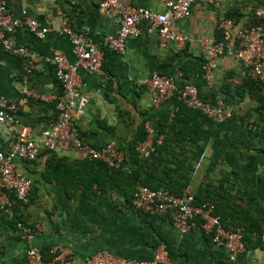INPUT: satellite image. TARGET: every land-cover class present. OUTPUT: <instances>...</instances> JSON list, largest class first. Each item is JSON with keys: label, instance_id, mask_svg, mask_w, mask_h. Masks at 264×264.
<instances>
[{"label": "crops", "instance_id": "crops-1", "mask_svg": "<svg viewBox=\"0 0 264 264\" xmlns=\"http://www.w3.org/2000/svg\"><path fill=\"white\" fill-rule=\"evenodd\" d=\"M164 1L119 0L124 6L146 7L157 13L164 11ZM218 1V7L195 3L189 18L172 23L171 30L186 38L183 46L162 44L157 32L147 33L142 26L139 35L129 39L124 53L104 51L100 73L80 71V89L87 97V105L85 115L73 121V129L78 135L93 147L114 142L128 152V147L133 148V144L145 138V121L149 120L156 128L163 119L170 120L173 102L151 107L149 94L137 82L152 74L171 77L178 84L196 82V73L204 61L203 45L221 39L217 25L227 18L233 19L236 27L252 25L257 22L255 10H264V0ZM5 2L14 17L25 11L40 25L50 29L57 28L66 19L71 29L84 31L95 43L115 33L117 28L114 12H98L100 0ZM14 34L17 43L31 51L44 56L58 51L69 63L75 61L65 35L51 31L43 39H36L26 30ZM23 62L22 58L0 48V95L9 101H16L21 96ZM214 76L213 87H205L208 90H218L225 78H230L232 86L239 85L246 78L242 62L228 54L219 57ZM27 88L45 98H30L18 110V116L27 125L30 135L37 138L57 118L56 103L61 90L52 67L45 61L38 63L29 74ZM255 106L256 102L246 94L230 108L233 115L243 117ZM10 140L6 128L0 126V152L9 150ZM170 143L176 149L175 141ZM210 154L207 145L197 161L178 158L183 164L194 166L188 186L191 191L219 178L220 166L212 171L207 169ZM125 166L135 167L133 160L126 155ZM17 168L33 181L31 200L27 206L18 205L13 218L0 211V264H23L30 247H37L43 259L49 260L50 251L55 246L69 251L68 264H79L87 256L102 250L123 258L148 261L160 243L169 250L168 264H211L212 256L228 264H264V250L261 248L244 250L232 260L225 249L212 244L208 246L203 233L180 234L169 217L135 210L130 204L135 185H128L121 172L78 160L73 151L44 152L34 161H19ZM257 192L264 207V183L258 185ZM17 221L37 225L40 228L38 235L32 241H26L15 227Z\"/></svg>", "mask_w": 264, "mask_h": 264}, {"label": "built area", "instance_id": "built-area-1", "mask_svg": "<svg viewBox=\"0 0 264 264\" xmlns=\"http://www.w3.org/2000/svg\"><path fill=\"white\" fill-rule=\"evenodd\" d=\"M195 3H203L218 7V0H165L164 11L157 13L146 7H130L122 5L119 0H100L98 12L110 14L114 12L117 28L115 33L106 35L100 43L90 40L84 31L71 29L66 19L57 28L42 26L28 16L25 11L14 17L8 11L5 0H0V48L7 53L23 59V86L21 96L16 101H9L0 95V126L6 128L11 140L9 150L0 152V211L13 218L15 208L27 206L31 200L33 181L18 171L19 161L31 162L44 152L62 150L73 151L80 161H97L110 169H121L125 166V151L114 142L100 147H93L73 129V121L85 115L87 97L81 93L79 72L98 74L101 72L104 51L122 54L130 38L139 35L141 27L147 33L157 32L162 44L176 43L183 46L186 38L179 32L171 30L172 23L185 20L192 13ZM257 22L252 25L236 27L233 19L222 20L217 29L221 39L202 47L204 63L202 78L208 89L214 85V73L218 59L229 55L241 61L245 77L264 85V10L254 12ZM26 30L36 39H43L47 33L53 32L68 37L71 52L75 58L69 63L58 51L50 56L31 51L25 45L18 44L14 33ZM47 62L53 69L54 78L59 84L61 94L57 97L58 116L38 137H33L18 114L30 98L45 100L27 88L28 76L40 62ZM138 85L149 94V103L158 108L164 102L176 99L191 110L198 111L215 123L230 119L233 114L222 96L216 94L212 102L199 97L198 89L192 83L178 84L168 76L152 74L140 79ZM145 138L137 141L134 152L141 160L150 158L155 147L162 143L163 136L148 121L143 124ZM187 187L176 196L168 189H150L138 186L130 198L131 206L146 214L167 216L172 226L180 234L199 231L208 235L211 244L225 249L230 259H235L244 252L242 233L239 228L226 229L214 215V207L209 203L194 205V194ZM199 221V222H197ZM20 236L32 241L40 228L31 223L17 221L15 224ZM264 244V234L260 236ZM51 258L44 260L37 247L26 251L23 264H68L70 253L60 246L52 248ZM169 255L164 243H160L151 259H128L114 255L108 251H98L87 256L79 264H168Z\"/></svg>", "mask_w": 264, "mask_h": 264}, {"label": "trees", "instance_id": "trees-1", "mask_svg": "<svg viewBox=\"0 0 264 264\" xmlns=\"http://www.w3.org/2000/svg\"><path fill=\"white\" fill-rule=\"evenodd\" d=\"M203 63L202 60L196 73L197 80L192 83L202 100L212 102L214 95L218 94L231 106L247 94L256 102V106L244 113L243 117L233 115L224 122L215 123L173 99L170 100L174 105L171 119H163L156 127L157 133L163 135L162 143L155 147L150 158L138 159L130 146L125 153L126 158L128 156L135 163L133 168L124 166L115 170L102 162L85 161L121 172L128 185H135L132 193L136 187L146 186L150 189H168L179 196L181 190L190 186L194 166L185 165L178 158L188 162L197 161L209 145L211 154L207 169L212 171L220 166V176L216 182L200 184L193 190V204L213 205L214 215L224 228L241 230L245 250H264V244L260 241V236L264 234V207L257 192L258 185L264 183V85L244 78L239 85L232 86L230 78H225L218 90H208L202 78ZM173 141L176 149L171 146L170 142ZM204 236L209 246L210 237ZM168 255L170 258L169 250ZM212 259L211 264H228L213 256Z\"/></svg>", "mask_w": 264, "mask_h": 264}, {"label": "rangeland", "instance_id": "rangeland-1", "mask_svg": "<svg viewBox=\"0 0 264 264\" xmlns=\"http://www.w3.org/2000/svg\"><path fill=\"white\" fill-rule=\"evenodd\" d=\"M246 106H248V104ZM247 109H248V107H247Z\"/></svg>", "mask_w": 264, "mask_h": 264}]
</instances>
